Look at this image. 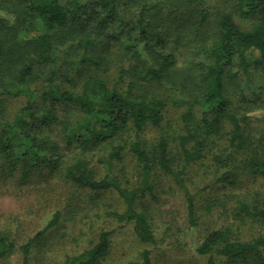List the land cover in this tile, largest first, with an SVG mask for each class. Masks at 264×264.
Instances as JSON below:
<instances>
[{
	"label": "trees",
	"instance_id": "obj_1",
	"mask_svg": "<svg viewBox=\"0 0 264 264\" xmlns=\"http://www.w3.org/2000/svg\"><path fill=\"white\" fill-rule=\"evenodd\" d=\"M169 42L187 48L183 62ZM110 65H117L111 80L99 74ZM0 95L23 99L5 119L0 98L5 165H20L24 175L39 167L59 169L60 143L46 133L59 125L66 145L104 153L98 158L101 176L86 157L76 156L64 164L63 177L95 193H116L122 211L107 215L130 223L138 240L155 247L136 203L155 197L157 171L182 191L190 226L196 219L185 173L192 164L208 156L213 181L232 185L237 175L222 169L238 157L244 173L264 186V129L254 136L248 125L251 111L264 110V0H0ZM233 99L252 110L238 114ZM169 103L184 107L174 151L161 125ZM147 127L160 130L154 142L141 135ZM223 137L229 151L214 152ZM125 148L137 166L138 181L130 188L112 172ZM237 212L264 223V189L241 198ZM58 216L18 246L21 264H28L32 244ZM111 234L100 230L94 242L59 264H99ZM194 249L207 256L206 264H218L214 255L224 264H264V233L242 240L225 226L208 232ZM15 250L14 240L0 231V262ZM139 264H153L148 249Z\"/></svg>",
	"mask_w": 264,
	"mask_h": 264
},
{
	"label": "rangeland",
	"instance_id": "obj_2",
	"mask_svg": "<svg viewBox=\"0 0 264 264\" xmlns=\"http://www.w3.org/2000/svg\"><path fill=\"white\" fill-rule=\"evenodd\" d=\"M235 21L241 27H249V21L237 17ZM169 48L175 50L183 62L188 53L187 48L172 42H169ZM116 66L110 65L105 71L100 70L99 74L111 80L116 74ZM0 98L4 105L2 118L11 119L23 99H3L1 95ZM233 100L234 110L238 114L252 110L247 103ZM61 109H58L59 113ZM183 109V106L169 103L162 112V129L173 151L176 144L174 138L182 132L180 115ZM248 115L251 117L248 125L253 135L257 136L259 130L264 129L260 119L264 116V110H253ZM46 133L60 143L62 165L59 169L50 171L39 167L24 175L20 165L9 168L0 157V231L7 233L16 244V250L2 259L1 264H21L18 246L41 230L55 212L59 213L58 221L32 244L28 264H59L65 255L76 254L94 242L100 230H109L112 234L109 247L99 264H139L140 253L144 249L149 250L153 264H206L207 256L198 255L194 248L211 230L230 226L238 231L242 240L264 233L263 222L252 221L237 212L241 198L264 189L261 180L244 173L240 167V158L236 157L228 167L222 169L235 172L236 182L232 185L215 183L213 167L207 156L189 166L185 173V183L194 201L196 226H190L187 221L182 191L169 177L157 171L155 197L146 195L137 201L136 206L145 212L158 243L153 247L141 242L130 223H119L107 215L110 210L122 211L123 205L116 193H95L79 188L63 177L64 164L76 156L86 157L95 176H101L103 168L98 158L104 153H81L73 145H66L61 141L59 125L53 126ZM141 135L154 142L160 130L147 127ZM226 148L225 137L212 146L214 152L222 154L229 151ZM112 172L125 187L137 184L136 160L127 148L123 150L121 160L113 162ZM214 259L218 264H224L222 257L214 255Z\"/></svg>",
	"mask_w": 264,
	"mask_h": 264
}]
</instances>
